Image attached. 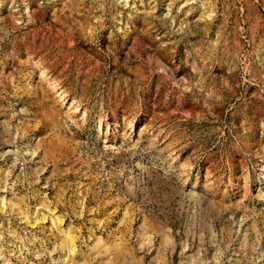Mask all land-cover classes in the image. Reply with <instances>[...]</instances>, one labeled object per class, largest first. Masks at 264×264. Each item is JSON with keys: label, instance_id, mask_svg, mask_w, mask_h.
Segmentation results:
<instances>
[{"label": "rangeland", "instance_id": "1", "mask_svg": "<svg viewBox=\"0 0 264 264\" xmlns=\"http://www.w3.org/2000/svg\"><path fill=\"white\" fill-rule=\"evenodd\" d=\"M0 264H264V0H0Z\"/></svg>", "mask_w": 264, "mask_h": 264}]
</instances>
